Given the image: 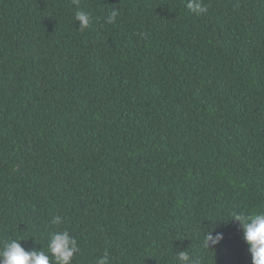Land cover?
Here are the masks:
<instances>
[{
	"label": "trees",
	"instance_id": "trees-1",
	"mask_svg": "<svg viewBox=\"0 0 264 264\" xmlns=\"http://www.w3.org/2000/svg\"><path fill=\"white\" fill-rule=\"evenodd\" d=\"M203 2L0 0V247L66 229L71 264H252L232 218L264 212V0Z\"/></svg>",
	"mask_w": 264,
	"mask_h": 264
},
{
	"label": "clouds",
	"instance_id": "clouds-1",
	"mask_svg": "<svg viewBox=\"0 0 264 264\" xmlns=\"http://www.w3.org/2000/svg\"><path fill=\"white\" fill-rule=\"evenodd\" d=\"M75 3L76 0H73ZM187 8L197 15L208 11V7L203 0H188ZM119 16L118 9H112L107 17L109 24L114 23ZM75 20L79 22V27L84 30L92 22V15L89 12L78 10L75 12ZM239 222L245 242L249 245V252L252 264H264V212L253 213L251 215L235 214L232 218ZM62 218L54 216L51 220L53 225L61 224ZM225 236L221 231H209L205 235L204 247L219 245ZM22 240V239H21ZM21 240L12 239L3 243L0 247V264H71L75 254L80 248L76 237L72 236L68 230L56 231L50 234L47 251L41 249L27 250ZM179 264H199V260L191 257L187 251H180L177 254ZM96 264H110L107 249L103 257L96 261Z\"/></svg>",
	"mask_w": 264,
	"mask_h": 264
}]
</instances>
